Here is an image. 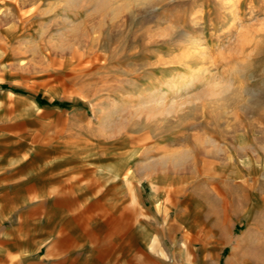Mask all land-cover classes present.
I'll list each match as a JSON object with an SVG mask.
<instances>
[{
    "label": "rangeland",
    "instance_id": "obj_1",
    "mask_svg": "<svg viewBox=\"0 0 264 264\" xmlns=\"http://www.w3.org/2000/svg\"><path fill=\"white\" fill-rule=\"evenodd\" d=\"M262 246L264 0H0V264Z\"/></svg>",
    "mask_w": 264,
    "mask_h": 264
},
{
    "label": "crops",
    "instance_id": "obj_2",
    "mask_svg": "<svg viewBox=\"0 0 264 264\" xmlns=\"http://www.w3.org/2000/svg\"><path fill=\"white\" fill-rule=\"evenodd\" d=\"M123 122H127V120L125 119ZM121 141H123V140H121ZM176 157L177 156H175V158H174V160L172 162L177 160ZM157 173L158 172L155 169H152L151 173H148V177H151L152 175H157ZM118 174L119 173H115L116 176H118ZM253 228L256 229L257 227H253ZM248 231L249 230L247 228L246 232H248ZM218 233H219L218 234L219 236H223V234H224L223 230H220V229H219ZM249 233H250V237H248L247 241L244 242V245H243L244 248H247V250L250 249L252 247V245L255 244V241H256L255 238H254V236H255L254 232L250 231ZM260 252L261 253L264 252V246H262V248L260 249ZM231 253H235V249H232ZM161 254L163 255V250L161 251ZM25 264H48V263L45 262L42 258H35V259L31 258L30 261L28 263H25Z\"/></svg>",
    "mask_w": 264,
    "mask_h": 264
},
{
    "label": "bare ground",
    "instance_id": "obj_3",
    "mask_svg": "<svg viewBox=\"0 0 264 264\" xmlns=\"http://www.w3.org/2000/svg\"><path fill=\"white\" fill-rule=\"evenodd\" d=\"M142 112H143V111H140L141 114H142ZM125 119L127 120V118H124L123 120H121V124H123L122 122H123ZM182 158H183V156H178V157H176L177 160L174 161L173 163H174L175 165L181 163L182 160H183ZM173 160H174V159H173ZM184 160H185V159H184Z\"/></svg>",
    "mask_w": 264,
    "mask_h": 264
}]
</instances>
